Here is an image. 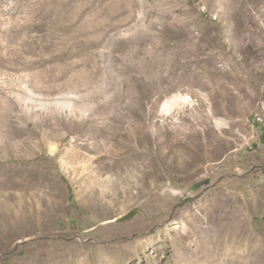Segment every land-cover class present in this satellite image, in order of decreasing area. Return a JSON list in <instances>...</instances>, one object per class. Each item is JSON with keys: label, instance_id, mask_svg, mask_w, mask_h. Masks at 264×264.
Instances as JSON below:
<instances>
[{"label": "rangeland", "instance_id": "obj_1", "mask_svg": "<svg viewBox=\"0 0 264 264\" xmlns=\"http://www.w3.org/2000/svg\"><path fill=\"white\" fill-rule=\"evenodd\" d=\"M0 264H264V0H0Z\"/></svg>", "mask_w": 264, "mask_h": 264}, {"label": "bare ground", "instance_id": "obj_2", "mask_svg": "<svg viewBox=\"0 0 264 264\" xmlns=\"http://www.w3.org/2000/svg\"><path fill=\"white\" fill-rule=\"evenodd\" d=\"M189 100V97L188 96H185V95H183V94H179V95H177L174 99H172V100H166V102H165V104H164V106L165 107H167V108H171V106H175V105H177V104H179L180 102H182V101H188ZM65 104V103H64ZM219 122H220V124H223L224 123V121L223 120H220L219 119ZM123 151V150H122ZM138 152V151H137ZM131 154H132V151H131V149H127V150H125V148H124V151L122 152V153H120L118 156H121V157H116L115 158V160L117 161V162H120V164L122 165V166H127V165H129L130 164V157H131ZM139 154V153H138ZM130 166V165H129Z\"/></svg>", "mask_w": 264, "mask_h": 264}]
</instances>
